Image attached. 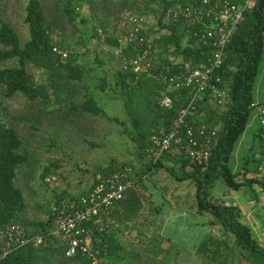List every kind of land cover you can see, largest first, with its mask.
Listing matches in <instances>:
<instances>
[{
	"label": "trees",
	"instance_id": "obj_1",
	"mask_svg": "<svg viewBox=\"0 0 264 264\" xmlns=\"http://www.w3.org/2000/svg\"><path fill=\"white\" fill-rule=\"evenodd\" d=\"M174 4L175 0H0V229L14 225L22 227L28 235L42 234L51 226L52 204L86 195L94 183L112 170L132 167L127 162L99 166L87 189L76 194H55L51 203L33 198L35 172L40 170L43 179L54 176L59 166L52 159L42 164L44 151L51 152L55 147L101 146L113 125L121 123L100 105L97 99L100 93L122 100L124 111L135 129L132 139L139 162L147 153L153 130L170 125L184 103L183 93L174 92L156 77L158 71L153 65L148 67L147 73L135 72L130 65L122 67L112 51H108L109 61L116 62L117 68L108 71L109 64L99 53L101 45L93 39L102 37L108 49H112L117 44L115 30L124 11L159 15L158 23L163 28L162 12ZM166 26L168 32L160 33L151 44V52L156 55L158 64L171 66L169 71L163 69L162 72L170 74L183 61L191 65L206 62L209 49L187 32L188 28L198 25L179 21ZM263 32L264 0H256L245 10L244 19L225 47L224 60L215 70L221 80L220 87L229 93L228 102L224 105L211 102L213 107L206 111L204 106L208 104V96L195 103L194 123L217 129L207 166L202 170L201 165L191 163L179 147L173 146L155 162L148 159L139 167L128 169L131 184L112 213L116 226L95 235L98 241L94 240V243L102 249L101 255L107 264H139V255L131 254L133 244L127 246L125 240H120L121 236L126 234L141 239L149 230L155 237L154 232L161 221V206L152 200L143 181L151 180L160 170L168 174L165 180L173 185V189L183 182L191 185L194 191L186 199L188 206L185 209L207 215L212 225L217 221L226 234L223 239L215 238L208 244H200L205 257L201 264H225L235 254L239 255L240 264H264V245L242 221L240 209L217 201L211 194L218 180L236 190L245 182L248 186L259 182L264 189V182L256 177L237 181V174L229 165L235 143L246 127L252 109L250 103L256 98L254 88L263 52ZM50 33L56 35L55 40ZM91 44L94 55L91 60L85 59L83 52L88 51ZM55 45L66 50L65 58L52 50ZM170 54L179 61L170 62ZM123 55H132L130 47L123 48ZM29 65L46 72L45 83L36 82L28 70ZM163 94L173 98L170 109L160 107L157 102L156 97ZM258 134L260 136L259 128ZM261 156L262 151L259 162ZM161 189L166 195V187ZM177 203L170 202L174 207ZM229 236L233 237L231 246L226 240ZM152 239L147 241V251L159 254L157 264H171L176 257L177 245L164 240L165 246L160 251L157 244L151 245ZM65 251L66 244L58 238L42 244L29 241L0 258V264H89L83 253L68 257ZM118 251L135 257L134 262L120 258ZM144 260L146 262V257Z\"/></svg>",
	"mask_w": 264,
	"mask_h": 264
},
{
	"label": "built area",
	"instance_id": "obj_2",
	"mask_svg": "<svg viewBox=\"0 0 264 264\" xmlns=\"http://www.w3.org/2000/svg\"><path fill=\"white\" fill-rule=\"evenodd\" d=\"M254 1L256 0L232 3L229 0H175L174 5L162 12L163 28L155 21L159 15H137L131 11L121 14L117 26V44L112 50L115 60L124 68L130 65L135 72L147 73L148 67L153 65L158 71L156 77L174 92L183 93L184 103L170 125L154 129L149 137L147 154L153 162L172 150L173 146H177L189 157L191 163L201 165L202 170L207 166L217 129L204 123H194L192 116L195 103L205 96L216 105L228 102L229 93L226 88L220 87L221 80L215 75V70L222 64L225 47L237 25L244 19L245 10ZM179 21L198 25L188 28L187 32L209 50L205 63L191 65L183 61L173 72L167 74L162 70L169 71L171 66L167 64L162 67L158 64L156 55L151 52V44L160 31L168 32L167 24ZM49 35L53 40L56 39L54 33ZM145 43L147 45L143 47ZM127 46L132 51L129 57L123 55V48ZM52 50L61 58L67 55L66 50L57 45ZM175 59L179 61L173 54L168 56L170 62H175ZM156 99L162 108L170 109L173 105V98L168 94L157 96ZM250 107L256 109L262 138V156L257 166L256 178L264 182V104L255 98ZM53 179V176H47L44 181L49 183ZM130 184V171L117 168L94 183L86 195L52 204L51 226L42 234L28 235L22 227L6 225L0 229V258L26 242L42 244L58 238L66 244V256L73 257L80 252L87 257L89 264H107L101 255L102 249L94 243V240L98 241L95 235L107 232L115 225L112 219L115 204L125 197Z\"/></svg>",
	"mask_w": 264,
	"mask_h": 264
},
{
	"label": "crops",
	"instance_id": "obj_3",
	"mask_svg": "<svg viewBox=\"0 0 264 264\" xmlns=\"http://www.w3.org/2000/svg\"><path fill=\"white\" fill-rule=\"evenodd\" d=\"M258 101L262 102L259 99ZM211 102L212 101L208 99V104L204 106L205 111L213 107ZM262 103L264 104V102ZM241 136L235 143L233 149V164L230 168L232 172L237 174L236 180L244 182L248 178L256 177L255 172L259 163L262 140L258 134L257 126L252 134L251 148L248 150L249 153L251 152V156L243 158V155H241L243 150V140ZM153 178L151 179L153 181L149 179L143 181L151 193L152 200L161 206V221L159 227L154 232L155 237L152 236L154 240L152 239L151 243L157 244L160 247V251L165 246L164 240H169L177 245L176 257L172 260L171 264H201L205 257L201 252L202 248H200V244L204 242L208 244L210 240L215 238L223 239L226 237L225 232L221 230L217 221L214 225L210 224L207 215L185 209L186 206H188L186 199L193 195L194 188L191 185H187V183L183 182L176 184V187L173 189L171 187L173 185H170L169 181L164 179L158 183V178H154L155 180ZM164 185L166 186V195L162 194V189L160 190ZM248 185L249 184L245 182L236 190L229 188L223 181L218 180L214 184L211 194L213 198L219 202L226 205L231 204L237 206L241 211L242 221L249 226L253 236L260 244L264 245V189L259 182H254L250 186ZM172 197H177L181 203H177L178 206L176 207L172 206L170 204V202H174L172 201ZM115 226L116 223L113 227ZM125 235L122 236V238H124ZM226 240L227 244L231 246L233 237L229 236ZM117 254L125 261L126 258L130 256L125 251H118ZM146 259L148 260H146V264H157L159 261V254L148 252ZM139 261H141L139 264H143V260ZM239 261V255L235 254V256L229 258L225 264H240Z\"/></svg>",
	"mask_w": 264,
	"mask_h": 264
},
{
	"label": "rangeland",
	"instance_id": "obj_4",
	"mask_svg": "<svg viewBox=\"0 0 264 264\" xmlns=\"http://www.w3.org/2000/svg\"><path fill=\"white\" fill-rule=\"evenodd\" d=\"M158 22V20H155ZM20 26V25H19ZM118 26V23H117ZM21 28V27H20ZM112 29V28H110ZM117 27L115 30V35L117 37ZM160 33H162L160 31ZM93 42L100 43L99 53L100 55L108 62L109 67L106 69L117 68V64L114 61H109V53L113 50L108 49V46L102 41V37L99 40L93 39ZM94 44V43H92ZM89 45V50L83 52V57L85 59H92L94 53L91 50L94 45ZM110 51V52H108ZM82 53V51H80ZM29 72L34 76L36 82L45 83L46 72L36 69L35 67L29 65ZM259 73L258 78L254 88V97L264 102V43H263V52L259 64ZM97 99L100 105L105 109L109 115L116 116L121 123L113 125L112 132L107 137L105 143L101 146L95 148H81V147H72V148H58L55 147L53 151L46 152L44 151L41 155V163L45 164L49 162V159L55 160L59 166L55 169V174H53L54 179L49 183H45L44 179L41 178L39 173L40 170L36 171L34 178L32 180L33 186V198L42 203H51L54 201L55 194H62V192H67L70 194H76L83 189L89 188L93 180V174L99 166H107L109 163L117 162H127L131 164L133 168L139 167L142 161H147L149 159L148 154H144L141 162L137 158L136 145L132 136H134V127L132 126L128 116L126 115L123 107L122 100L111 95L99 94ZM258 126V119L256 116V109L252 108L249 113V118L246 124V127L242 133L241 139L243 140L242 146V157L251 156V152L248 150L251 148L252 134ZM135 137V136H134ZM233 154L230 155V166L233 164ZM129 165L128 169L132 170ZM168 174L160 170L154 178H158V183L163 181ZM174 182V181H173ZM161 186V184H160ZM166 186L164 185L163 189ZM172 187V186H171ZM167 194V191H165ZM172 201L179 202L177 197H172ZM156 203V202H155ZM158 204V203H157ZM43 216V215H42ZM152 233H145V236L141 239H134L131 236L124 237L127 246L131 245V254L133 256L139 255L141 260L147 256L146 244L149 239H152ZM122 238V236H121ZM120 238V240H121ZM122 238V240H124ZM154 245V243H151ZM135 257L129 256L126 258L127 262H134ZM137 261V260H136ZM135 261V262H136ZM141 263V261H139ZM146 263L145 260L143 264Z\"/></svg>",
	"mask_w": 264,
	"mask_h": 264
}]
</instances>
